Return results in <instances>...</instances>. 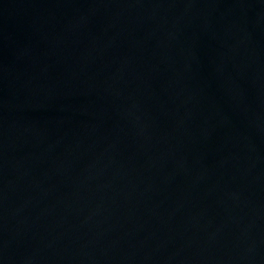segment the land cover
Returning a JSON list of instances; mask_svg holds the SVG:
<instances>
[{
  "label": "water",
  "instance_id": "water-1",
  "mask_svg": "<svg viewBox=\"0 0 264 264\" xmlns=\"http://www.w3.org/2000/svg\"><path fill=\"white\" fill-rule=\"evenodd\" d=\"M0 264H264V0H0Z\"/></svg>",
  "mask_w": 264,
  "mask_h": 264
}]
</instances>
